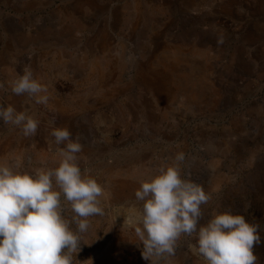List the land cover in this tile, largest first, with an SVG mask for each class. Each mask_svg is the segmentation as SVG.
Here are the masks:
<instances>
[{
  "label": "rangeland",
  "instance_id": "obj_1",
  "mask_svg": "<svg viewBox=\"0 0 264 264\" xmlns=\"http://www.w3.org/2000/svg\"><path fill=\"white\" fill-rule=\"evenodd\" d=\"M25 67L47 106L12 93ZM0 83V105L40 121L25 137L0 119V163L56 168L51 132L67 127L105 189L74 264H151L135 193L178 152L211 196L201 223L228 209L258 223L264 264V0H0ZM195 248L181 236L158 264H206Z\"/></svg>",
  "mask_w": 264,
  "mask_h": 264
},
{
  "label": "clouds",
  "instance_id": "obj_2",
  "mask_svg": "<svg viewBox=\"0 0 264 264\" xmlns=\"http://www.w3.org/2000/svg\"><path fill=\"white\" fill-rule=\"evenodd\" d=\"M4 87L0 83V89ZM10 88L13 94H26L36 104L49 103L47 86L29 67L10 82ZM0 119L20 128L25 137L34 136L40 123L13 105H0ZM51 136L56 145H64L56 150V168L23 170L19 158L13 164L0 163V264H74L89 218L103 214L99 198L105 189L82 172L79 138L73 139L67 127L54 128ZM174 160L142 182L135 193L136 200L143 202L138 219L141 226L135 228L143 244V258L158 264L174 255L177 241L187 236L196 238L195 251L206 264H257L259 224L230 209L201 223L202 205L211 196L201 184L182 177L183 152ZM69 211L71 220L66 217Z\"/></svg>",
  "mask_w": 264,
  "mask_h": 264
},
{
  "label": "bare ground",
  "instance_id": "obj_3",
  "mask_svg": "<svg viewBox=\"0 0 264 264\" xmlns=\"http://www.w3.org/2000/svg\"><path fill=\"white\" fill-rule=\"evenodd\" d=\"M177 62V61H176ZM174 68L171 66V69ZM170 72H167L165 70L162 71L161 76L159 77L164 84H167L168 82H172V78L169 75ZM137 188V187H136ZM121 199V198H120Z\"/></svg>",
  "mask_w": 264,
  "mask_h": 264
}]
</instances>
